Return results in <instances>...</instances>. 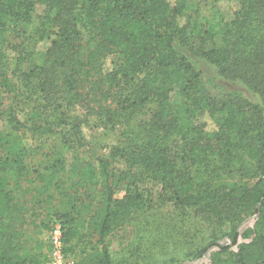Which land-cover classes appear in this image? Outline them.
I'll list each match as a JSON object with an SVG mask.
<instances>
[{
  "label": "trees",
  "instance_id": "obj_1",
  "mask_svg": "<svg viewBox=\"0 0 264 264\" xmlns=\"http://www.w3.org/2000/svg\"><path fill=\"white\" fill-rule=\"evenodd\" d=\"M233 1L239 7L231 19L200 28L186 16L187 0H0V105L11 101L3 107L8 129L0 126V154L7 155L0 164V264L47 261L27 235L37 215L34 197H19L6 177L18 162L8 164V154L30 153L25 136L55 142L43 152L53 170L40 195L66 202L67 211L53 213L65 242H85L88 223L102 245L81 250L74 264H114L105 237L114 223L146 207L152 181L170 188L177 203L222 220L239 222L250 209L260 211V228L243 232L244 239L255 235L233 254L236 264H264V0ZM38 5L44 12L33 36L48 43L43 60L25 69L26 42L13 43L9 34L19 38ZM196 43L219 77L243 82L260 102L239 90H213L200 64L181 50L192 52ZM33 80L41 102L20 118L14 105L20 82ZM91 116L119 128L120 141L96 162L70 161L69 154L89 143ZM115 161L125 168L114 167ZM66 166L70 173L58 180ZM121 184L126 193L118 198ZM223 237L236 244L237 227L203 250ZM232 245L218 246L229 251Z\"/></svg>",
  "mask_w": 264,
  "mask_h": 264
},
{
  "label": "rangeland",
  "instance_id": "obj_2",
  "mask_svg": "<svg viewBox=\"0 0 264 264\" xmlns=\"http://www.w3.org/2000/svg\"><path fill=\"white\" fill-rule=\"evenodd\" d=\"M187 4V18L192 22L196 19L199 20L200 28L216 24L223 16L231 19L239 7L238 3L233 0H187ZM43 12L44 6L38 5L34 13V22L20 26L19 38L16 33L9 34L13 43L22 40L26 42L25 47L29 52V60L23 63L25 69L40 63L44 58L43 51L46 49L48 41L39 43L37 37L33 36L34 27L41 19ZM216 42L219 40L217 39ZM216 42L214 44H217ZM199 45L200 43H196L192 47V52L188 51L185 46H181V50L187 52L186 54L190 55L198 65L200 64L204 77L210 81L213 90H218L220 86L225 89L239 90L249 98L260 102L258 94L249 89L243 82H231L219 77L215 67L206 64L202 55L197 53L198 48H200ZM210 45L212 43L207 42L204 48L209 49L207 47ZM106 67H112L110 60L106 62ZM20 83L18 98L14 101V105L18 108V114L22 118L23 113L34 106H38L41 102V93L37 80ZM3 93L4 90L0 87V94L3 95ZM9 103L0 105V126H4L6 129H8V123L3 107H7ZM83 110L84 108L80 109V111ZM152 110L151 106L148 107L145 115L151 114ZM209 125L214 126L211 122ZM120 132L119 128H111L109 124L98 117L91 116V128L87 127L85 130V135L89 141L88 145L81 148V154H69L68 158L70 161L80 157L96 162L98 157L108 155L111 146L119 143ZM25 139L30 153L8 154V159H10L8 164L13 163L12 159L14 158L18 159V162L15 163L17 169L9 170L6 177L10 183L9 187L19 197H34L32 200L37 204V215L33 216V220L27 228V235L32 238L33 243L38 241V244L42 246L47 258L45 264H47L53 257L54 244L52 238L57 235L55 230L61 228V251L64 256V264H74L81 250L93 245H102L97 243L98 236L95 232L91 233L88 223H86V227L91 235L86 238L85 242L78 243V237L71 243L65 242L62 225L53 213L67 211L66 202L59 198L47 202L44 200L46 195H40V191L43 190L44 176L53 170L52 164L49 165L47 162L49 161V154H43V152L54 146L55 142L51 138L43 137L32 140V138L27 139L25 136ZM5 155L0 154L1 165L4 163ZM113 166L120 168V170L125 168L123 161H115ZM70 168L66 166V168L58 169V180L66 179L70 173L68 172ZM147 186L146 207L135 211L122 224L114 223L105 237V247L110 251L114 264H236V258L233 254L234 247H231L229 251H220V248H217L219 242H224L225 237L219 239L218 244L209 246L205 251L203 249L233 228L237 227L239 230L240 226L256 212L254 213L250 209L246 218L239 222L222 220L217 215L211 216L203 213L199 206L177 203L172 190L164 188V185L159 182L152 181ZM125 193L126 186L121 184L117 189L116 197L122 198ZM257 220L253 226H248L244 232L249 228L259 229ZM43 222H46L50 228H46ZM83 232L84 229H81L79 235ZM254 235V232L249 233L246 239L251 240ZM70 246H72V250H70ZM200 252V256H197ZM198 259H202V261L197 262Z\"/></svg>",
  "mask_w": 264,
  "mask_h": 264
},
{
  "label": "built area",
  "instance_id": "obj_3",
  "mask_svg": "<svg viewBox=\"0 0 264 264\" xmlns=\"http://www.w3.org/2000/svg\"><path fill=\"white\" fill-rule=\"evenodd\" d=\"M57 235L52 238L54 244L53 257L47 264H64V256L61 251V228L55 230Z\"/></svg>",
  "mask_w": 264,
  "mask_h": 264
},
{
  "label": "water",
  "instance_id": "obj_4",
  "mask_svg": "<svg viewBox=\"0 0 264 264\" xmlns=\"http://www.w3.org/2000/svg\"><path fill=\"white\" fill-rule=\"evenodd\" d=\"M258 206H260V204L258 205ZM259 216H260V211H258V212H256L253 216H251L249 219H247L241 226H240V228H239V241L240 242H243V241H249V239H244L243 237H242V234H243V232H244V230L248 227V226H253L254 225V223L256 222V220L259 218ZM227 241H229V239L227 238ZM226 241V242H227ZM217 248H219V246L217 247ZM235 249H237V247L235 248ZM202 261V259H198L197 260V262H201Z\"/></svg>",
  "mask_w": 264,
  "mask_h": 264
},
{
  "label": "flooded vegetation",
  "instance_id": "obj_5",
  "mask_svg": "<svg viewBox=\"0 0 264 264\" xmlns=\"http://www.w3.org/2000/svg\"><path fill=\"white\" fill-rule=\"evenodd\" d=\"M227 238L228 237H225V239H224V242H219L221 245H232V241L229 239V241H227ZM227 241V242H226ZM240 243V241H239V237H238V241H237V243L236 244H234V245H232V247H234V248H236V247H238V244Z\"/></svg>",
  "mask_w": 264,
  "mask_h": 264
}]
</instances>
